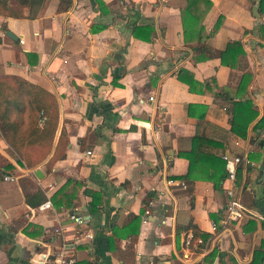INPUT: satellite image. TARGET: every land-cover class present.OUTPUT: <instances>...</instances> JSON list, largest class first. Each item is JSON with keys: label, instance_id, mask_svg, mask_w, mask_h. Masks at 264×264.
<instances>
[{"label": "crops", "instance_id": "0c3cea01", "mask_svg": "<svg viewBox=\"0 0 264 264\" xmlns=\"http://www.w3.org/2000/svg\"><path fill=\"white\" fill-rule=\"evenodd\" d=\"M209 1L29 0L22 15L0 10V77L42 87L57 108L32 164L0 133V264L52 258L61 243L73 264H264V5ZM231 41L243 51L221 62ZM237 100L257 113L243 137L230 127ZM61 134L64 154L48 163ZM190 150L206 156L186 174ZM223 154L240 157L234 180L217 176L225 167L212 157ZM230 186L237 220L225 216ZM192 227L205 237L184 256Z\"/></svg>", "mask_w": 264, "mask_h": 264}, {"label": "trees", "instance_id": "16d2710c", "mask_svg": "<svg viewBox=\"0 0 264 264\" xmlns=\"http://www.w3.org/2000/svg\"><path fill=\"white\" fill-rule=\"evenodd\" d=\"M14 1L17 2L15 6L9 7L7 5V0H0V10L5 9L15 16L22 15L21 7L27 4L29 0ZM206 2L207 5H209L210 1L206 0ZM258 4L262 7L264 5V0H258ZM219 22H221V19L217 18L214 26H217ZM262 27L264 28V26ZM224 48L221 62L225 60V53H229L233 48L236 50V54L242 53L243 51L238 41L227 42ZM3 78L5 81L0 77V133L8 145L25 160V163L32 164L46 153L51 142L57 120L55 99L51 93L42 87L29 84L18 79L16 76H4ZM9 78H11V81L6 80ZM250 104L248 100H237V102L234 101L232 105L233 115L230 127L236 135L241 137L245 135L247 124L257 114L256 111L250 107ZM25 112L26 115L24 114ZM10 113H12L11 116ZM262 122H264V117L261 119V123ZM58 140L48 163L64 154L63 146L65 145L66 138L61 134ZM25 144L31 145V148L27 150L22 149ZM59 148H61V151H59ZM184 154L188 158L186 174H188V171L192 168V159L197 160L206 156L194 150H190ZM212 158L220 160L224 167V160L221 157ZM224 174L225 168H223L217 176L219 178L224 177ZM92 199L91 207H93L95 202L94 195ZM129 216L130 219L137 217L136 214H130ZM192 229L195 234L199 233L203 238L205 237V235L198 232L196 228L192 227Z\"/></svg>", "mask_w": 264, "mask_h": 264}, {"label": "built area", "instance_id": "2783aa9c", "mask_svg": "<svg viewBox=\"0 0 264 264\" xmlns=\"http://www.w3.org/2000/svg\"><path fill=\"white\" fill-rule=\"evenodd\" d=\"M89 153V150H86ZM221 158L224 160L225 167V175L234 180L235 178V164H237L240 160L238 156H229L228 154H223ZM4 179H12L10 175H4ZM232 186L226 188V193L228 198L225 202V216L228 219H239L243 215V206L241 203L235 198L233 195ZM50 205L49 200L43 201L39 206L40 207H48ZM68 217L72 219L76 223L84 222V217L81 213L70 212ZM203 242V238L199 234H195L192 228H186L183 232L182 244L184 247L183 255L186 256V252L189 247L198 246ZM74 257L70 254L69 248L66 243H61L57 247L55 251V255L52 258L48 257H38L37 260L33 262V264H73ZM138 264V263H135Z\"/></svg>", "mask_w": 264, "mask_h": 264}, {"label": "water", "instance_id": "95a60500", "mask_svg": "<svg viewBox=\"0 0 264 264\" xmlns=\"http://www.w3.org/2000/svg\"><path fill=\"white\" fill-rule=\"evenodd\" d=\"M6 33L9 34V31L6 30ZM35 173L38 174V170H36Z\"/></svg>", "mask_w": 264, "mask_h": 264}]
</instances>
